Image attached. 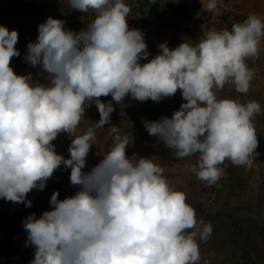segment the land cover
Here are the masks:
<instances>
[{"label":"clouds","instance_id":"clouds-1","mask_svg":"<svg viewBox=\"0 0 264 264\" xmlns=\"http://www.w3.org/2000/svg\"><path fill=\"white\" fill-rule=\"evenodd\" d=\"M69 4L95 11L86 30L74 32L48 17L27 45L25 62L42 65L51 77L47 83L15 73L11 61L20 56L19 34L0 26V199L32 207L28 194L43 191L62 165L78 189L63 200L53 193L52 210L22 221L26 246L34 248L30 264H199L197 241L211 237V223L198 222L186 194L170 186L152 158L127 155L131 134L109 127L110 150L84 171L96 129L110 124L115 110L101 97L117 104L129 96L159 102L179 90L186 101L180 109L171 118L145 121V129L178 158L196 155L190 171L214 185L220 165L229 160L251 167L258 147L252 120L260 104L218 99L216 93L227 83L238 93L249 91L253 70L246 60L258 54L264 22L250 14L231 31H208L195 45L173 50L165 42L149 60L144 34L129 27L132 9L124 0ZM216 8L217 0H208L202 11ZM93 102L100 120L71 139L70 158L57 154L53 141L61 133L73 136Z\"/></svg>","mask_w":264,"mask_h":264},{"label":"rangeland","instance_id":"rangeland-1","mask_svg":"<svg viewBox=\"0 0 264 264\" xmlns=\"http://www.w3.org/2000/svg\"><path fill=\"white\" fill-rule=\"evenodd\" d=\"M142 1L144 0H124L132 9V14L128 17L130 29L139 30V23L133 19V12ZM162 1L163 3L181 1L192 7V23L185 31L184 37L179 38L182 43L189 42L195 45L208 31L229 30L227 15L230 13H239L244 16V20L250 14H255L264 22V8L261 6L264 0L255 1V9L259 11L240 7L243 0H217V8L214 12H207L206 9L202 11L203 4L206 5L208 0ZM59 2L68 3L70 6L69 0H0V21L3 17L9 25L7 27L9 31L16 30L19 34L16 48L20 56L13 57L11 61V67L17 75L31 73L33 82L40 83H47L51 79L43 72L42 65L32 67L24 59L28 43L36 41L39 34L38 27L48 17L64 21L66 29L79 33L87 29L89 19L85 14L89 15L90 21L96 14L91 9L83 13L72 9L71 6L68 11L63 8L56 10V4ZM18 6L25 9L24 13H15ZM4 12L8 14V17L4 16ZM144 16V34L152 40L150 42H154L157 50L160 51L159 45L165 42L170 49L174 50L178 47L167 40L170 37L169 33L156 29L158 21L154 13ZM2 23L4 22H0V26H3ZM155 32L156 35L153 36ZM147 51L151 54L149 60L158 55L149 47ZM146 62L148 61H141V63ZM250 62L252 67L249 68L253 70V79L247 93L235 92L232 89L235 86L227 83L216 95L218 99H230L241 104L249 101L260 104L261 112L256 114L252 120L258 147L251 157L253 160L251 167L237 166L229 160L220 165L219 167L223 170L222 175L214 185L197 179L196 175L190 171L188 166L196 163V155L185 158L176 156V159L158 157L156 152L160 140L158 137L149 135L145 129V121H158L164 116L172 117L177 109L169 108V102L181 98L179 90L175 96L164 98L159 102L149 100L141 102L129 96L117 104L112 101V97L110 100H107L108 96L101 97L104 103L111 101L115 110L110 116L111 123L96 129V138L88 154L84 171H90L110 150L112 140L109 127L113 125L119 127L122 134L136 132L131 135L134 140L126 149L127 155L152 158L155 164L164 169L163 175L170 186L186 194V202L196 211L198 222L203 220L212 225L213 232L207 242L197 241L201 255L199 264H205V262L206 264H264V37L258 45L257 56L246 60L247 65ZM99 120L100 114L94 102L91 106H86L75 134L69 136L67 133H61L53 141L56 153L66 159L70 158L68 148L71 139L85 134ZM150 137L154 140L150 143L146 142ZM70 171L62 165L47 181L43 191L32 190L27 197L32 201L30 208L21 203L0 199V264H29L25 262V259L28 251L33 252L34 248L26 246L27 233L22 226V221L32 213L39 217L44 211L52 210L49 201L53 193L59 192L61 200L75 194L78 189L71 185ZM10 252L11 257H9ZM32 256L34 258L33 253Z\"/></svg>","mask_w":264,"mask_h":264},{"label":"trees","instance_id":"trees-1","mask_svg":"<svg viewBox=\"0 0 264 264\" xmlns=\"http://www.w3.org/2000/svg\"><path fill=\"white\" fill-rule=\"evenodd\" d=\"M256 0H243V2L240 4V7L249 9V10H253V11H259L258 9H255ZM263 1V0H262ZM27 2V1H24ZM262 4V3H261ZM257 5L259 6V4L257 3ZM262 8H264V4L261 5ZM25 7L26 4H25ZM65 9L66 11L70 10V6L68 5V3H57L56 4V10L58 9ZM25 9L22 8V6H18V9L15 11V13L17 14H21L24 13ZM133 19L135 20L136 23L138 24V29L144 34L143 28H144V19H145V14H150V13H154L157 17V21L156 22L158 25L156 27V29L159 30H163L167 33L170 34V37L167 39L169 42H171L173 45H180L182 42L179 40V38H183L184 37V33L185 31H187L188 27L190 26V24L192 23V18H193V13H192V7L188 4H185V2H166L163 3L162 0H155V2H153V0H144L140 3L139 7L137 9H135V11L133 12ZM86 17H88L87 19H89L87 21V25L89 23H91L94 18L90 21L89 15L85 14ZM96 15V14H95ZM4 16L8 17V14L6 12H4ZM229 17L228 20V27H229V31H231L232 25L234 23H239V21L244 20V16L239 14V13H230L227 15ZM232 16V17H230ZM0 22H4L2 23L3 26L8 27L9 25L7 24V22L4 21L3 17L1 19ZM6 24V25H5ZM86 25V27H87ZM172 32V33H171ZM156 35V32L153 34V36ZM156 38V37H154ZM144 39L145 42L147 44V47H149L151 49V51H153L155 54H160V51L157 50L156 46L154 45V42H150L152 41L150 38H148L145 34H144ZM252 63L250 62L248 64V67H252L251 66ZM233 90H235V87L232 88ZM236 92V90H235ZM109 98V99H108ZM111 96L107 97V100H110ZM164 98L161 100L163 101ZM149 101H152L151 99H149ZM169 101V99H168ZM182 102L185 103V101L183 100V98L181 97L179 100L177 101H170L169 102V108H176L177 110L180 109V106L182 104ZM179 108V109H178ZM170 109V110H171ZM168 110V109H167ZM154 140V138L150 137L146 140V142L150 143ZM157 156L160 157L161 159H176V155H175V151L173 149H170L168 147H166L164 145V143L162 141H160L157 144ZM32 253L34 254V251L31 252L30 250L27 253V257L25 259L26 263H29L34 259L32 256ZM11 257L12 254L11 252L9 253Z\"/></svg>","mask_w":264,"mask_h":264},{"label":"crops","instance_id":"crops-1","mask_svg":"<svg viewBox=\"0 0 264 264\" xmlns=\"http://www.w3.org/2000/svg\"><path fill=\"white\" fill-rule=\"evenodd\" d=\"M180 96L182 97V95L180 94ZM127 132V131H126ZM136 133V132H135ZM135 133H133V134H135ZM133 134H131V135H133ZM132 140H134V139H132Z\"/></svg>","mask_w":264,"mask_h":264}]
</instances>
